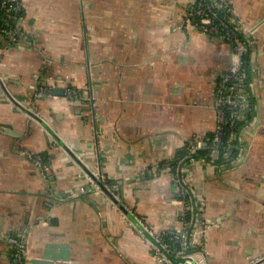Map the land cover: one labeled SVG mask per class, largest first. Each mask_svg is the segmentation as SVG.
Wrapping results in <instances>:
<instances>
[{
    "label": "crops",
    "instance_id": "obj_1",
    "mask_svg": "<svg viewBox=\"0 0 264 264\" xmlns=\"http://www.w3.org/2000/svg\"><path fill=\"white\" fill-rule=\"evenodd\" d=\"M231 3L255 26L253 114L215 164L183 153L214 130L233 55L184 22L186 0H21L23 38L0 43V264L19 244L26 264H156L149 241L185 221L180 177L212 222L209 264H264V0Z\"/></svg>",
    "mask_w": 264,
    "mask_h": 264
},
{
    "label": "built area",
    "instance_id": "obj_2",
    "mask_svg": "<svg viewBox=\"0 0 264 264\" xmlns=\"http://www.w3.org/2000/svg\"><path fill=\"white\" fill-rule=\"evenodd\" d=\"M0 7L7 8L9 10L7 15L14 21L12 28H2L0 32L7 33L11 42L19 44L23 38V31L20 27L21 0H2ZM184 22L204 34L227 42L231 47L233 60L227 72L217 82L213 94L216 124L212 131L213 135L209 139V156L211 160H217L220 157L228 159L234 148L236 149V155L232 158L234 159L240 149L239 131L236 133L230 130L224 144L221 138L225 132V126H233L236 121L245 117L246 112L252 110L251 81L248 70L243 66V56L252 49V34L255 26L246 25L238 17L233 10L231 0H186ZM50 90V87L40 85L36 95L37 97L48 96ZM65 93L68 96H74L78 91L74 87L67 86ZM204 144L206 143L198 141L194 145L187 146L185 156L187 161L193 162L196 158L192 153ZM34 160L41 170L47 168L46 163L39 156H36ZM184 169L180 168V171L183 172ZM93 174L98 185L102 184L100 186L118 205L120 197L117 183L105 181L100 171H95ZM179 184L181 194L191 195L189 187L185 185L181 177ZM187 212L189 218H186ZM184 215L185 221L182 229L174 231L173 234H159L155 237L157 242L149 241L156 264H209L208 254L203 247V239L212 222L203 216L201 203L193 197L185 202ZM136 220L141 224L140 219L136 218ZM23 250L22 244H19V264H26ZM260 261L262 260H255L251 264H257Z\"/></svg>",
    "mask_w": 264,
    "mask_h": 264
},
{
    "label": "trees",
    "instance_id": "obj_3",
    "mask_svg": "<svg viewBox=\"0 0 264 264\" xmlns=\"http://www.w3.org/2000/svg\"><path fill=\"white\" fill-rule=\"evenodd\" d=\"M1 1L2 0H0V3H1ZM8 12H9V10L7 8L0 7V29H2V28H4V29H10V28H12L14 26V21L7 15ZM21 15H22V13H21ZM3 39L8 40V35L5 32H0V43L2 42ZM248 59H249V53L244 54V56H243L244 63H248ZM244 63H243L244 68L246 70H248L245 67V64ZM252 114H253V112H252V110H250L249 112H246L245 117L243 119L236 121V123L233 126H228V125L225 126V132H224V134L222 135V138H221L222 144L226 143V140L228 138L229 131L230 130L231 131L233 130L236 133H238V131H240L241 128L245 125V123L248 122L251 119ZM212 135H213L212 132L210 134H208V136H207L208 137L207 138L208 140L206 139V141H205L206 144H204L201 147H199L198 149H196L192 153L193 157L194 158L202 157V158H205L207 160H210L212 163H216V164L225 163V162H228L229 163L232 160V158L236 155V149H234V148H233V150H231V154H230V157L228 159H225V158L220 157L217 160H211V158L209 156V153H210V148H209L210 142H209V139L211 138ZM184 154L186 156V154H187V147L184 150L183 156H184ZM180 160H181V158L178 159L177 161H175L172 164V167H173L174 172L177 171V166H179V163L181 162ZM180 197L184 201L185 200L186 201H189V199H191L192 196L190 194H188V193H183ZM186 218H189V213L188 212L186 213ZM143 230L146 232V229H143Z\"/></svg>",
    "mask_w": 264,
    "mask_h": 264
},
{
    "label": "water",
    "instance_id": "obj_4",
    "mask_svg": "<svg viewBox=\"0 0 264 264\" xmlns=\"http://www.w3.org/2000/svg\"><path fill=\"white\" fill-rule=\"evenodd\" d=\"M100 185H102V184H100ZM111 195V194H110ZM112 196V195H111ZM57 247H59L60 249H63V248H65L66 247V245H59V246H57ZM63 256V255H62ZM63 257H66L65 255L63 256Z\"/></svg>",
    "mask_w": 264,
    "mask_h": 264
},
{
    "label": "rangeland",
    "instance_id": "obj_5",
    "mask_svg": "<svg viewBox=\"0 0 264 264\" xmlns=\"http://www.w3.org/2000/svg\"><path fill=\"white\" fill-rule=\"evenodd\" d=\"M252 103V102H251ZM253 111V110H252Z\"/></svg>",
    "mask_w": 264,
    "mask_h": 264
}]
</instances>
